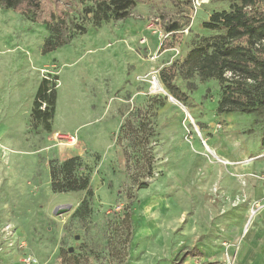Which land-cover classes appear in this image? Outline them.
Instances as JSON below:
<instances>
[{
	"label": "rangeland",
	"instance_id": "374dc122",
	"mask_svg": "<svg viewBox=\"0 0 264 264\" xmlns=\"http://www.w3.org/2000/svg\"><path fill=\"white\" fill-rule=\"evenodd\" d=\"M231 5L139 0L131 15L101 26L74 17L87 32L48 52L44 23L0 7V175L10 174L1 182L0 254L22 264L28 254L37 264H162L163 245L201 214L224 229L244 220L259 174L247 162L264 159V113H219L220 81L186 71L188 53L220 33L203 23ZM174 64L177 95L163 80ZM48 75L58 77L51 131L31 119ZM88 119L77 144H59L60 128ZM72 156L88 166L92 193L52 190L50 161Z\"/></svg>",
	"mask_w": 264,
	"mask_h": 264
},
{
	"label": "trees",
	"instance_id": "16d2710c",
	"mask_svg": "<svg viewBox=\"0 0 264 264\" xmlns=\"http://www.w3.org/2000/svg\"><path fill=\"white\" fill-rule=\"evenodd\" d=\"M139 0H0V7L13 9L34 21L44 23L50 31L43 51L55 50L78 34L86 33L88 26L75 21L90 20L91 26L125 19ZM230 11L213 12L205 28L220 30L212 38H205L187 55L186 71L198 73L201 79H217L222 84L218 102L219 113L239 111L264 113V0H231ZM77 12L78 15L73 16ZM80 20V19H79ZM176 23L168 31H176ZM165 49L166 47L163 46ZM177 66L172 65L163 73L168 89L177 95L179 87L173 82ZM44 77L33 103V127L52 130L56 114V79ZM264 145V136L262 137ZM84 169V170H83ZM88 166L80 156L67 158L63 163L50 161L51 186L54 192H71L91 189ZM197 249L187 250L184 256L197 254Z\"/></svg>",
	"mask_w": 264,
	"mask_h": 264
},
{
	"label": "crops",
	"instance_id": "0c3cea01",
	"mask_svg": "<svg viewBox=\"0 0 264 264\" xmlns=\"http://www.w3.org/2000/svg\"><path fill=\"white\" fill-rule=\"evenodd\" d=\"M88 121L89 119L85 122H79L77 125L67 130H65V128H60L58 131L62 133H77V130L81 135H86L87 131L85 130V132L83 130L88 126H91ZM81 131H83V133H81ZM207 146L214 149L210 145ZM70 148L73 149V147ZM232 148L233 147L229 144L225 148V154L229 158L226 159L229 161L228 164H230L236 157ZM1 149H3V147ZM214 151L217 153L215 149ZM247 153L248 152L246 150L242 149V154L247 155ZM247 164L248 167H253L254 172L259 173L256 177L251 178L248 188L249 204H253L254 201L263 200L264 198V182L259 177L260 175H264V159L257 160L256 162L250 160ZM6 174L7 173H3L0 175V178H2L0 180V186L3 178L7 180L6 176H10V174ZM5 187V184H3L0 190V204L3 205L6 203L4 200ZM248 213H246L247 216H249ZM201 216H203V214H201ZM201 216L199 219L197 218L194 221L195 224L193 226L191 224H186L184 228L181 229L180 234L177 235L174 242L168 241L167 244L165 243L163 245V254L157 255L158 258L164 257L167 259L162 264H211L212 262L221 261L226 257L227 252L231 255H235V264H264V208H262L254 217L251 226L247 231H244L243 229V224L245 223L247 216L244 220L241 219L239 221L232 222L226 229L223 228V224H213L212 221L209 222L208 218L202 219ZM223 240L231 241L234 245L226 249L223 245ZM193 248L197 249V254L184 256V253L187 250ZM182 253V256L184 257L178 260V262L173 263L171 258H175V256ZM0 264L22 263L20 260L18 261L17 255L1 253ZM150 264L154 263L151 261Z\"/></svg>",
	"mask_w": 264,
	"mask_h": 264
},
{
	"label": "built area",
	"instance_id": "2783aa9c",
	"mask_svg": "<svg viewBox=\"0 0 264 264\" xmlns=\"http://www.w3.org/2000/svg\"><path fill=\"white\" fill-rule=\"evenodd\" d=\"M56 138L60 141L59 144H67V145H75L78 143L79 141V137L76 133H60L57 132L56 133ZM261 179L264 182V175L261 176ZM264 208V198L263 200H256L253 202L251 208H250V212H249V216L248 219L244 225V231H247L248 228L251 226V223L254 219V217L260 212V210ZM4 231L6 232L7 235H10V239H13L14 234L12 231V226L10 224H6L4 227ZM223 245L225 246L226 249L230 248L231 246H233L234 244L231 241H224ZM234 258L235 255L234 254H229L228 252L226 253V257L223 258L221 261L219 262H212L211 264H235L234 262ZM23 262L25 264H37V259L35 257H33L31 254L28 255H24L23 257Z\"/></svg>",
	"mask_w": 264,
	"mask_h": 264
},
{
	"label": "bare ground",
	"instance_id": "6f19581e",
	"mask_svg": "<svg viewBox=\"0 0 264 264\" xmlns=\"http://www.w3.org/2000/svg\"><path fill=\"white\" fill-rule=\"evenodd\" d=\"M207 145H208V144H206V146H207ZM207 148H208V150L212 153L213 156H215V157L218 156L217 153H215L214 149H212L211 147H207Z\"/></svg>",
	"mask_w": 264,
	"mask_h": 264
}]
</instances>
